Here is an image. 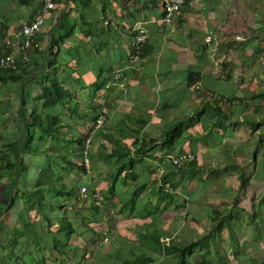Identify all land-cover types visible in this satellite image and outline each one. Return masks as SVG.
<instances>
[{
    "label": "crops",
    "instance_id": "obj_1",
    "mask_svg": "<svg viewBox=\"0 0 264 264\" xmlns=\"http://www.w3.org/2000/svg\"><path fill=\"white\" fill-rule=\"evenodd\" d=\"M40 14L37 0H0V51L5 38ZM162 15V0H59L45 13L36 35L38 46L17 75L0 72V119L9 124V136H19L17 114L24 91L19 77L35 95L43 75L52 73L47 67L52 59L83 114L91 106L109 107L117 127L126 129L121 144L145 135L151 147L135 157L151 161V168L162 166L165 171L169 166L161 140L170 125L182 121L184 132L173 151H195L197 164L207 166L208 172L201 176L197 170L180 181L172 207L193 210L194 220L181 225L176 219L177 240L168 227L161 228V220L153 225L161 230L166 246L152 256L154 264H173L179 251L195 240L205 245L194 248L189 264L192 257L193 264H264V141L262 147L254 146L256 152L251 150L252 159L244 156H251V137L260 136V128L254 129L251 122L260 123L264 114V0H187L172 24L163 22ZM140 24L148 28L149 38L135 70L129 43L132 29ZM117 71L121 76L115 80ZM210 91L222 99L215 100ZM214 102L230 115L250 120L223 122L206 105ZM250 172L259 180L260 188L253 187L259 198L244 190ZM232 176L241 186L214 191L209 185L216 177ZM215 193L223 195L219 202L210 200ZM216 211L223 214L224 226L231 225L233 240L226 228H214L220 220ZM153 217L149 222L158 224L159 216ZM118 224L117 229L122 227ZM184 235L188 239L182 240ZM170 244L175 247L168 251ZM205 251L208 262L200 260Z\"/></svg>",
    "mask_w": 264,
    "mask_h": 264
},
{
    "label": "trees",
    "instance_id": "obj_2",
    "mask_svg": "<svg viewBox=\"0 0 264 264\" xmlns=\"http://www.w3.org/2000/svg\"><path fill=\"white\" fill-rule=\"evenodd\" d=\"M47 67L52 69V73L49 76L43 75V79L38 82L39 89L35 95L31 94L32 90L27 88L26 83L22 81V77H19L22 83L21 87L24 90H22L23 94L21 93L20 96V110L18 116V118H20L18 120L19 136L15 138L9 135H7V137H0V264H27L26 257L29 255H32V260L35 264H49L48 256L45 255L43 247H40L42 235H39V230L36 228V226L38 227L37 220H39L40 227H44L46 232L45 235L51 236V244L47 245L48 248L58 249V261L54 259L53 262L65 264L67 260H73V258L78 255V252H80V249L71 243L73 240V233L79 234L80 236L82 233L86 232L85 230L89 229L90 221H92L91 216L98 221H102L103 212L106 211L108 207H111L107 205V201L103 202V206H97L93 199L89 198V201H91L87 214L89 221L85 220L82 214L81 210L84 206H79L78 209L80 210L78 212L80 213H77L75 217H62V220L59 221V227L57 228H59L62 233L66 234L67 240L65 242H63L58 235L54 234L52 230L53 225L57 222V219L54 217V212H56L58 204H61L63 210L66 205H74L75 207L74 202L67 201V199L76 193L74 184H65L62 182L64 181L63 179L60 182H56L57 178H59L58 176H60L57 175V170H86L84 161L85 151L87 150L89 154L86 143L93 131V126L95 125V121L101 109L99 110L100 106L89 107L90 110L86 112V116H82L81 119H88L90 123H92V127L87 134L76 132L73 119L65 120V116L73 118L78 112L79 104L77 103L75 105L73 102L75 101V97L72 89L66 86V80L63 77L59 78L55 60L49 59ZM74 69L76 70V68ZM17 71L3 70L0 68L1 73H7L12 75V77L17 75ZM71 73L73 72L66 75L71 76ZM1 87L2 84H0V89ZM206 105H211L213 112L223 122L233 121V124H237L244 120L246 122L250 120L247 116L240 117L230 115L220 108L221 106L218 102H214V104L206 103ZM233 118L234 120H232ZM251 124L254 126V129H258L256 127L260 125L264 126V114H260V123L257 124L253 121ZM122 132L123 131H121V133ZM183 132L184 128L182 121L168 127L165 131L164 139L161 140V146L167 149L165 155L167 153L179 154L183 152L182 150L178 152L173 151L177 139ZM99 136L106 140L108 145L102 142L97 148L98 154H106L105 152H108L109 156L115 154H117V156L122 155L109 183V191L112 193L115 191V186L119 182L120 177H125L122 176L123 172L125 175V171H132L133 178H137L135 167L143 160L135 156L147 152L151 145L147 142L144 134H142V138H136L130 145L124 146H120L121 139L119 141L111 138V134H107L105 129L96 131L95 139L97 140ZM106 136L108 138H103ZM262 137L263 136L260 135V139H262ZM111 145H115L114 148L116 150L110 151L109 146ZM76 148H79V151L75 150ZM124 152L126 153L124 154ZM191 152L194 154L196 153L195 151ZM29 156L35 159H38L40 156L43 159L41 164H36L32 185H28L30 182L28 173L30 164ZM127 163L129 165L126 167ZM168 165L169 166L162 176L165 188L161 185L158 191L161 193L160 196L165 199H173L177 191V189H175L176 185L174 186L167 180L171 175L177 174L179 171H182V174H192L199 172L197 170L207 168L199 166L195 159L185 166L176 169L172 168V164L169 163ZM151 167L152 166H147V171L142 172V177L149 178L150 174L153 175L156 172V168ZM85 183L90 190H95L93 184ZM167 183L170 184V188L172 187V189L166 188ZM149 187L150 183L148 179L141 180L140 185L134 189L129 198L130 200L123 204L122 209L124 210L128 203H130L128 209L131 211V215L136 213L134 211L138 209V207L142 206L146 209V201H141L140 194L142 191L147 190V188L149 189ZM79 188H77L78 194ZM84 199L87 200V198ZM169 201L171 202L172 200ZM48 203L51 204V206H48ZM63 203H65V205ZM175 204L176 206L180 205L179 203ZM48 207H51V209L49 210ZM181 207L182 206H180V208ZM158 211L159 206L157 205H153L152 208L149 209V213L154 216L153 219L156 218L155 214H157ZM215 214L220 219L214 226L216 231L218 232L220 229L226 228L231 235V225H223L225 219L223 214H220L219 211H216ZM7 217H9L10 224L6 220ZM152 223H155V221L153 220ZM153 225L155 224L150 223L147 225L149 230L148 232L144 231L143 234L147 239L141 242V245L148 248L150 245L147 243L151 236L152 239L158 242V251L161 250L162 247L166 248V246L161 242L162 232H156L158 228H155ZM6 236H8V242L2 243V238ZM229 239L233 240L232 235ZM173 244L176 246L175 242H173ZM198 245L203 246L205 242H200L199 240L188 242L184 246L183 252L179 251L173 264H188L189 257L192 255L194 248ZM175 246L171 247L170 244L168 251H171ZM36 249L42 252V254H39ZM76 250L77 252H75ZM207 254V251L203 252L200 256V260L208 262L206 259ZM81 260H84V257L81 256ZM80 262L81 261L78 263L80 264ZM123 262L124 264H154L155 259L147 254V252H143L138 259H136V257L133 259H124ZM198 264H202V262L200 261Z\"/></svg>",
    "mask_w": 264,
    "mask_h": 264
},
{
    "label": "rangeland",
    "instance_id": "obj_3",
    "mask_svg": "<svg viewBox=\"0 0 264 264\" xmlns=\"http://www.w3.org/2000/svg\"><path fill=\"white\" fill-rule=\"evenodd\" d=\"M61 67L62 66H60L59 69H61ZM78 106H79L78 112L74 115V117L71 118L70 116H65V120L73 119L76 132L87 134L89 129L92 127V123H90V121L86 118L81 119L82 116H86V115L80 111L82 109V106L81 105H78ZM100 109L101 111L103 110L108 111V119L106 123L102 127L98 128L97 130L105 129L107 134H111V138L117 139L120 141L121 134L123 136L127 135L125 133L126 129L121 133L120 127H117L118 125H116L112 119L113 115L109 107L103 106V107H99V110ZM65 114H66V111H65ZM18 116H19V113L17 114V120L20 119L18 118ZM2 118H5V117L3 116ZM10 121H12V117L10 118ZM256 123L258 124L259 122H256ZM8 126L9 124L6 122V119L4 120L0 119V137H7V135L9 134L7 132ZM259 128H260V135L263 137L262 139H260V136H257V138L255 136L251 137L253 138L252 144H250L251 149L249 150L251 156L244 154V156L247 157L248 159H250V157L252 159V152L253 151L256 152L255 150L257 148L262 147L263 145L264 126L260 125L258 129ZM95 133L96 132H94L92 139L89 141L90 143L87 141V144H86L89 150V154L87 155V157L89 158V163L88 164L86 163L85 171H81L78 169L74 171H63L59 169L57 170V173H58L57 175H60V176H58L59 178H57L56 182H60L63 179L64 181L62 182H64L65 184H74L76 193L73 194L69 199H67V201L74 202L75 207L74 205L72 206L66 205L65 209L63 210L61 204H58L56 208V212H54V217L57 219V222L56 224L53 225L52 230L54 234L58 235V237H60L63 240V242H65L67 240L66 234L62 233L60 229L57 228L59 227V221L62 220V217H68V218L75 217L77 213H80L78 212L80 210L78 209L79 206H84L82 207L81 211H82V214L84 215L85 220L89 221L87 214H88V207L90 206L91 201H89V198L85 200L82 196L78 194V191H77V188H79L81 185L86 184L85 182L93 184L94 186L93 185L92 186L95 189H98L101 191L104 200L107 201V205L112 206V208L115 209L116 211L115 215L117 216L116 218H114L115 216L109 217L107 220L103 222L98 221L93 216H91L92 221H90L89 229L85 230L86 232L82 233L80 236L79 234L73 233L72 235L73 240L71 241V243L77 246L80 249V252H78V255L75 256L73 260L71 261L67 260L65 264H79L78 263L79 261H81L80 264H124L123 262L124 259H122L121 257L130 258L133 255H136V259H138L143 252L144 253L147 252V254H149L150 256H155L157 254L156 251L158 247V242L155 239H152L151 236L149 237L150 240L148 241L147 244L150 246L148 248H145L141 245V242L147 239L146 236H143L144 231L148 232L149 230L147 225L151 223V224H155L159 226L162 221L163 224L160 225L161 228L168 227L169 231L172 232V236H174L172 240H177L176 232H177L178 226H176L174 223L177 222L178 219H179L178 222L181 225L183 224V222H185L186 224L189 221H193L194 218L192 217V213H191L193 212V210L190 213L182 209H180L179 211L177 210L175 211V208L172 207V204L175 202V196L173 197V199L172 198L165 199L160 196L161 193L158 192L160 190L159 187H161V185L164 186L163 184L164 181L162 180L163 179L162 176L164 173H162L161 170L158 171V169H156V173H154L153 175L150 174L149 178L142 177V172L145 171L143 168H145V165H147L148 163L149 165H151L152 163L151 161H148L147 163L146 161H141L140 163L136 165L135 167L136 173H137L136 179L133 178L132 171L131 172H128V170L125 171V175L123 172L122 176H125V177H120L119 182L115 186V191L110 193L109 183L112 178V175L114 174V171H116L117 165L119 164V161L122 155L117 156V154H115L113 156H109L108 152H105L106 154H98L97 148L99 147V145L102 142L108 145V142L102 139V137L100 136L96 140ZM103 138L106 139L108 137L106 136ZM251 138H247L248 142L250 141ZM124 145H130V144L126 142H124L123 144L120 143V146H124ZM255 145L257 147L254 150ZM114 147L115 145L109 146V150L110 151L116 150ZM252 149L253 151H251ZM75 150L79 151V148H76ZM125 153L126 152H124V154ZM257 155H258V152H257ZM30 157L31 156H29L30 164H29V170H28L30 182L28 183V185H32V178L35 175L36 164L37 163L41 164L43 161L42 157L40 156L38 159H35L32 157L30 158ZM261 157H262L263 164H264V155H261ZM258 164L260 166V162H258ZM128 165L129 164L127 163L126 167ZM203 167H207V166H203ZM207 169L208 168H204L203 170H201L203 172L201 176L207 175L206 173L208 172ZM189 175L190 174L188 173L182 174V171H179L177 174L171 175L167 180H169L174 186L176 185L175 189H179L180 181L183 179L187 180ZM247 176L250 177V182L248 184L249 186L247 185L246 187H244V190L248 191L251 197L257 198L258 196L259 198V195H256V191L253 188L254 186H256L257 188H260L259 180L257 178H254L251 172L248 173ZM144 179L149 180L150 187L149 189L147 188V190H144L141 192L140 199L141 201H146L145 204L147 208L144 209L142 206L138 207V209L134 211L136 213L134 215H131V211L128 209V206H130V203H128V205L125 207L124 210L122 209V206L124 203L130 200L129 198L132 195L134 189L137 188L138 185H140L141 180H144ZM195 183L197 182L193 180L192 185L194 186ZM240 183H241V180L236 176L225 177V178L216 177L214 181L209 185L214 187V191H217V189H219L222 186H238L240 185ZM48 186L51 187L50 185ZM170 189H172V187ZM208 189L209 188H206L204 190L207 191ZM0 192H1V187H0ZM204 195L205 194H202L200 198H204ZM221 198H223V195L219 197V194L215 193L210 198V200L213 202H219ZM169 200H172V201L170 202ZM199 201L204 202V200H199ZM199 201H197L196 203H199ZM63 204L65 205V203ZM47 205L51 206V204L49 203ZM153 205L159 206V211L157 212L158 214H156L157 217L159 216L158 218H156L157 220H159L158 224L149 222L150 218L152 217V214L149 213V209H151ZM192 206L193 205H191V207ZM48 209L50 210L51 207H48ZM108 209L109 207L107 208V210ZM200 210H203V209L200 208ZM6 220L10 224L9 217H7ZM117 220L119 223L118 225H122V227H118V229L116 228ZM37 223H38V227L36 226V228L39 230V235H42L41 240H40V247H43L45 255L48 256L47 258L49 260V264H58L55 261L53 262L54 259L58 261V255H59L57 252L58 249L48 248L47 245L51 244V236L45 235L46 234L45 229L44 227H40L39 220H37ZM184 226L187 227V229H191L190 226H186V225ZM156 232L160 233L161 230L156 229ZM102 233L103 234L105 233V236ZM104 237H107L109 241L103 242ZM184 238H187L186 235L182 237V240ZM7 239H8V236L2 238V243L8 242ZM77 250L75 252H77ZM38 252L39 254H42V252L40 251ZM81 256L84 257V260H81ZM193 260L194 258L192 257L190 260L191 264H193ZM26 262L27 264H35V262L32 260V255H29L26 257Z\"/></svg>",
    "mask_w": 264,
    "mask_h": 264
},
{
    "label": "built area",
    "instance_id": "obj_4",
    "mask_svg": "<svg viewBox=\"0 0 264 264\" xmlns=\"http://www.w3.org/2000/svg\"><path fill=\"white\" fill-rule=\"evenodd\" d=\"M59 0H37L41 7V14L30 22L24 24L19 30H17L13 36L7 37L4 40L0 51V68L4 70L17 71L26 62L29 53L32 49L38 46L36 41L37 32L44 24V15L48 11L55 8ZM186 0H162L163 15L162 21L172 24L178 17L182 15V8L185 5ZM149 38V30L143 25H136L132 29V38L130 40V55L129 60L133 69L138 70L143 58V49ZM21 54V57L19 56ZM121 76L120 71H117L114 78L118 80ZM197 87L200 86L197 84ZM215 100H220L222 97L217 93L209 92ZM108 118V111L103 110L99 113L95 125L94 131L102 127ZM92 134L88 138V142L91 140ZM87 155V151L85 152ZM195 159V154L191 151H184L179 154L167 153L164 156V160L167 163L172 164L174 168L185 166L187 163L192 162ZM85 161L88 164L89 160L85 157ZM164 173L162 166L158 167V171ZM166 188H170V184H166ZM79 194L83 198H91L97 206H103V196L100 190H90L87 185H82L79 188ZM115 209L109 207L107 211L103 212V217L107 220L109 217L115 216ZM107 240V238H106Z\"/></svg>",
    "mask_w": 264,
    "mask_h": 264
},
{
    "label": "clouds",
    "instance_id": "obj_5",
    "mask_svg": "<svg viewBox=\"0 0 264 264\" xmlns=\"http://www.w3.org/2000/svg\"><path fill=\"white\" fill-rule=\"evenodd\" d=\"M3 70H4V69H3ZM19 70H20V69H19ZM96 131H97V130L94 131V126H93V131L91 132L92 137H93L94 132H96ZM92 137H91V139H92ZM86 151H87V150H86ZM86 151H85V152H86ZM87 155H88V151H87ZM87 155H86V153H85V157H86V158H88ZM88 160H89V158H88ZM85 165H86V161H85ZM84 185H85V184H84ZM81 186H82V185H81ZM81 186H80V187H81ZM95 190H96V189H95ZM100 192H101V191H100ZM79 195H80V194H79ZM103 199H104V198H103ZM104 201H105V200H104ZM111 207H112V206H111ZM116 216H117V215H115L114 218H116ZM103 221H105L104 217H102V222H103ZM103 235L105 236V233H104ZM106 238H107V237H104V241H103V242H108V241H109V239L107 238V240H106Z\"/></svg>",
    "mask_w": 264,
    "mask_h": 264
},
{
    "label": "bare ground",
    "instance_id": "obj_6",
    "mask_svg": "<svg viewBox=\"0 0 264 264\" xmlns=\"http://www.w3.org/2000/svg\"><path fill=\"white\" fill-rule=\"evenodd\" d=\"M187 1V0H186ZM37 41V40H36ZM131 65V64H130ZM113 78V77H112ZM122 78V77H121ZM120 79V78H119ZM116 80V79H115ZM125 84H126V82H125ZM211 99V98H210ZM108 119V118H107ZM90 143V142H89ZM87 144V143H86ZM85 161V160H84Z\"/></svg>",
    "mask_w": 264,
    "mask_h": 264
}]
</instances>
